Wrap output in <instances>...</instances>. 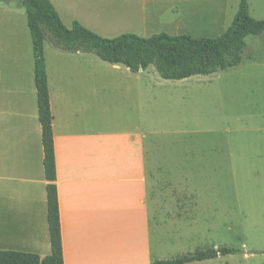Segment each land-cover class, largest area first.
I'll list each match as a JSON object with an SVG mask.
<instances>
[{"label": "crops", "instance_id": "obj_1", "mask_svg": "<svg viewBox=\"0 0 264 264\" xmlns=\"http://www.w3.org/2000/svg\"><path fill=\"white\" fill-rule=\"evenodd\" d=\"M50 2L67 28L78 22L104 38H147L187 35V27L200 22L222 34L240 0ZM247 3L249 15L263 20L264 0ZM253 3L262 18L252 16ZM44 60L63 264H150L154 214L184 211L185 205H175L173 189L157 198L156 168L148 167L151 161L137 149L145 135L125 125L129 117L122 112H133L136 100L124 104L122 92L136 96L143 77L126 67L122 71V64L60 51L48 42ZM33 69L25 12L19 3L0 2V251L43 259L50 255L47 181ZM164 218L171 219L170 214Z\"/></svg>", "mask_w": 264, "mask_h": 264}, {"label": "rangeland", "instance_id": "obj_2", "mask_svg": "<svg viewBox=\"0 0 264 264\" xmlns=\"http://www.w3.org/2000/svg\"><path fill=\"white\" fill-rule=\"evenodd\" d=\"M254 3L252 16L262 18ZM207 23L187 35H221ZM140 72L142 90L122 92L124 104L136 100L133 112H122L125 125L145 135L137 149L156 168L157 198L173 189L175 205H185L154 214L150 264L220 247L241 252L191 264H264V35L246 37L240 63L209 76L176 81L153 66Z\"/></svg>", "mask_w": 264, "mask_h": 264}, {"label": "trees", "instance_id": "obj_3", "mask_svg": "<svg viewBox=\"0 0 264 264\" xmlns=\"http://www.w3.org/2000/svg\"><path fill=\"white\" fill-rule=\"evenodd\" d=\"M11 1H17L24 9L32 43L34 84L43 148L42 165L47 181L46 218L50 255L41 259L30 253L0 251V264H63L44 43L48 41L52 47L64 52L93 53L104 62L122 64L132 73L153 66L162 79L179 81L194 76H209L237 66L241 61L246 37L264 35V20L253 19L249 15L247 0H240L230 26L215 38L170 36L164 33L147 38L134 34L104 38L78 22H73L70 28L64 26L50 0H0ZM240 252V249L228 247L208 248L172 260H156L151 264H189Z\"/></svg>", "mask_w": 264, "mask_h": 264}]
</instances>
